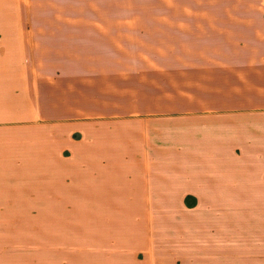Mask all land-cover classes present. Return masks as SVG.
<instances>
[{
    "label": "crops",
    "instance_id": "obj_1",
    "mask_svg": "<svg viewBox=\"0 0 264 264\" xmlns=\"http://www.w3.org/2000/svg\"><path fill=\"white\" fill-rule=\"evenodd\" d=\"M14 5L0 15V264L36 263L35 232L27 242L11 219L46 211L81 215L82 237L110 249V264H231L234 245L235 263L264 264V135L188 129L264 118V0H192L190 10L28 0L27 17ZM104 122L143 131L102 150L65 148L55 133ZM171 211L241 237L175 240Z\"/></svg>",
    "mask_w": 264,
    "mask_h": 264
},
{
    "label": "rangeland",
    "instance_id": "obj_2",
    "mask_svg": "<svg viewBox=\"0 0 264 264\" xmlns=\"http://www.w3.org/2000/svg\"><path fill=\"white\" fill-rule=\"evenodd\" d=\"M192 0H51V5L54 7H58L59 10L63 9V6L70 5H100V6H117V7H135V8H152V9H164L169 8L173 9H186L190 10ZM17 3V16L27 17L30 16V11L27 8L28 0H0V15H10L11 12H14L15 5ZM13 4V8L12 7ZM15 10V12H16ZM53 13H50V18ZM184 100H178L183 102ZM201 101H193L195 106L199 105ZM206 103V102H202ZM209 103V102H208ZM217 117V116H216ZM152 118V117H150ZM155 118V117H154ZM155 121V120H154ZM160 121V120H157ZM182 123L184 126L186 123L182 121H178ZM158 123V122H157ZM164 123V122H161ZM202 128V132L205 131V127L207 126V132L216 131L218 133L228 132L233 129L239 130L241 133H244L243 130H249L247 133H255L257 136L264 135V118L257 119H236L233 116H227L223 120H218V118L208 117L200 121L199 118L193 120L191 126L188 125V129L191 132H195L197 126ZM187 126V125H186ZM141 126H137V123L131 122H123L117 123L114 126L108 125V123L96 124L95 126H90L88 124H82L73 126L70 130L62 131L58 130L55 133L62 135V139L64 140L63 147L65 148H78L79 150H87V149H96L102 150V146L105 143H109L108 139L117 140L121 143H131L136 144L134 134L137 131L136 129ZM140 133L143 131L142 129H138ZM132 135H131V133ZM145 133V132H144ZM143 133V134H144ZM217 134V133H216ZM226 135V134H225ZM108 136V137H107ZM131 138V139H130ZM94 142L96 144H94ZM109 149V146L106 148ZM194 198V197H193ZM214 199V198H209ZM188 204H193L194 200L186 199ZM237 207L242 208L241 204H237ZM168 213L163 210L156 211V216L163 218V214ZM195 213V211L191 212ZM190 213H188L189 215ZM77 215V214H76ZM73 215V217H69V219H53L52 215L49 211L46 212H38V218H28V219H11V225H21L27 227V231L31 232V234H26L27 242L30 239L33 242V232H35V242H36V263L35 264H110L109 260L115 257H110L109 254L112 255L110 249H104L103 246H98L96 241L97 239L88 237H82V230L84 229V223L81 215ZM171 219H178V224L170 225L167 228L165 234L173 239H178V237L182 236L183 232L188 230L189 238L192 241L204 242L207 239L216 238L214 236V232L217 234V237L226 236L232 237L236 242L238 237H241L242 231L239 229L228 232L224 228L221 229H213L210 226L204 224L201 225L204 220H210V218H204V220L198 219L199 217L192 218L191 220H197L199 227H195L194 225H189L188 219L184 218L185 211H171ZM244 216L243 212H238L233 216V222L235 225H238L242 222V217ZM202 219V218H201ZM212 220H215L211 218ZM220 221V220H218ZM259 221L257 219L256 224ZM90 229V227H89ZM213 229V230H212ZM91 230L93 228L91 227ZM163 230L159 233L161 234ZM158 233V232H157ZM220 238V239H223ZM211 241H215V240ZM229 239V238H228ZM224 240V239H223ZM178 241H169L167 245H171L172 247L176 246ZM195 244H198L195 243ZM192 245V244H191ZM197 246V245H196ZM195 246V247H196ZM200 246V247H199ZM198 249L201 248V254L205 256H210L213 249L209 246L198 244ZM175 248V247H174ZM176 249V248H175ZM170 250V248L168 249ZM174 252L175 250H171ZM242 249L236 245H234L231 254L233 255L231 258V264H237L234 260L237 257L241 256ZM176 252V251H175ZM114 254H122L120 251H115ZM179 255V254H178ZM110 257V259H109ZM180 257V255H179ZM181 261V260H179ZM229 263V261H227ZM227 263V264H228Z\"/></svg>",
    "mask_w": 264,
    "mask_h": 264
}]
</instances>
